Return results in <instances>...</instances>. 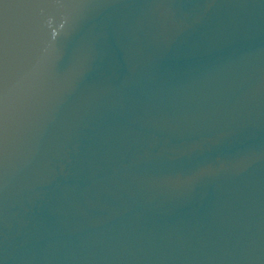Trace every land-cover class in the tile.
<instances>
[{"label":"water","instance_id":"water-1","mask_svg":"<svg viewBox=\"0 0 264 264\" xmlns=\"http://www.w3.org/2000/svg\"><path fill=\"white\" fill-rule=\"evenodd\" d=\"M0 206L66 264H264V0H0Z\"/></svg>","mask_w":264,"mask_h":264}]
</instances>
